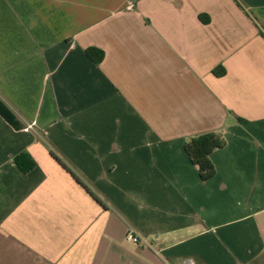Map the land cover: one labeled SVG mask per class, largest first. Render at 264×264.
Here are the masks:
<instances>
[{
  "label": "crops",
  "instance_id": "obj_1",
  "mask_svg": "<svg viewBox=\"0 0 264 264\" xmlns=\"http://www.w3.org/2000/svg\"><path fill=\"white\" fill-rule=\"evenodd\" d=\"M258 30L264 0H0V98L22 126L0 116V264H264ZM210 131L225 145L202 182L184 144Z\"/></svg>",
  "mask_w": 264,
  "mask_h": 264
},
{
  "label": "trees",
  "instance_id": "obj_2",
  "mask_svg": "<svg viewBox=\"0 0 264 264\" xmlns=\"http://www.w3.org/2000/svg\"><path fill=\"white\" fill-rule=\"evenodd\" d=\"M259 34L264 37V33L258 30ZM88 59L95 65H99L103 58L104 53L96 48H87L84 51ZM212 73L216 77H221L225 74V70L218 66L213 69ZM0 116L13 128L20 129L22 126L16 119L10 108L4 103L0 98ZM240 120V119H239ZM241 121V120H240ZM225 145V140L221 132L210 131L204 132L192 137H189L184 144V151L193 167L199 174L202 182H206L214 175V167L210 162V155ZM50 156L59 164L73 179L78 183L96 202L106 210L109 208L108 204L103 201L100 196L94 191V189L83 180L80 174L75 170V168L57 151L54 149H49ZM14 164L23 176H26L34 167L36 163L34 160L26 153L22 152L14 158Z\"/></svg>",
  "mask_w": 264,
  "mask_h": 264
},
{
  "label": "built area",
  "instance_id": "obj_3",
  "mask_svg": "<svg viewBox=\"0 0 264 264\" xmlns=\"http://www.w3.org/2000/svg\"><path fill=\"white\" fill-rule=\"evenodd\" d=\"M127 238H128L129 241H131L133 243H138L140 241L139 238L135 234H133V232H128ZM184 264H193V263L188 261V262H186Z\"/></svg>",
  "mask_w": 264,
  "mask_h": 264
},
{
  "label": "rangeland",
  "instance_id": "obj_4",
  "mask_svg": "<svg viewBox=\"0 0 264 264\" xmlns=\"http://www.w3.org/2000/svg\"><path fill=\"white\" fill-rule=\"evenodd\" d=\"M103 200V199H102ZM104 201V200H103ZM0 238H2V234H0ZM2 244V241L0 242ZM133 243V242H132Z\"/></svg>",
  "mask_w": 264,
  "mask_h": 264
}]
</instances>
